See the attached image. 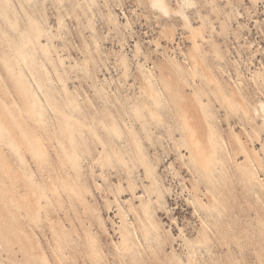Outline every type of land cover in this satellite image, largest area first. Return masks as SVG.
Masks as SVG:
<instances>
[{
  "label": "rangeland",
  "instance_id": "rangeland-1",
  "mask_svg": "<svg viewBox=\"0 0 264 264\" xmlns=\"http://www.w3.org/2000/svg\"><path fill=\"white\" fill-rule=\"evenodd\" d=\"M0 264H264V0H0Z\"/></svg>",
  "mask_w": 264,
  "mask_h": 264
},
{
  "label": "bare ground",
  "instance_id": "bare-ground-1",
  "mask_svg": "<svg viewBox=\"0 0 264 264\" xmlns=\"http://www.w3.org/2000/svg\"><path fill=\"white\" fill-rule=\"evenodd\" d=\"M160 3V2H159ZM160 6H162L161 4H160ZM33 22V21H32ZM20 53V52H19ZM21 57V56H20ZM12 79V78H11ZM149 82V81H148ZM151 83V82H150ZM151 85H152V83H151ZM190 114V113H189ZM188 114V115H189ZM4 129V128H3ZM209 130H210V128H209ZM200 139V138H199ZM198 150V149H197ZM199 154V153H198ZM191 155V154H190ZM203 155V154H202ZM196 157V156H195ZM199 157V156H198ZM198 159V158H197ZM193 160V159H192ZM200 160V159H199ZM194 161V160H193ZM201 162V161H200ZM199 163V162H198ZM219 167V166H218ZM218 167H216V168H218ZM215 168V169H216ZM217 170V169H216ZM215 177H216V174H215ZM220 177V176H219ZM214 184V183H213Z\"/></svg>",
  "mask_w": 264,
  "mask_h": 264
}]
</instances>
